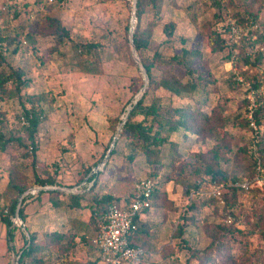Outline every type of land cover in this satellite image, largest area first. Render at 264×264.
I'll list each match as a JSON object with an SVG mask.
<instances>
[{
  "label": "rangeland",
  "instance_id": "1",
  "mask_svg": "<svg viewBox=\"0 0 264 264\" xmlns=\"http://www.w3.org/2000/svg\"><path fill=\"white\" fill-rule=\"evenodd\" d=\"M48 1L0 0V31L6 35L19 34L16 45L0 43L7 59L1 68L5 75L13 69H23L26 79V84L19 89L10 79L6 90L0 92V130L5 139H13L5 146L0 140V217L8 209L4 193L11 175L19 172L31 185L19 197L22 201L24 196L32 195L25 201L26 220L19 225L23 233L18 230L13 243L16 251L25 238H29V231L36 232L44 245V233L57 230L74 234L76 242H71L64 254L57 246L46 245L41 253L45 264H104L99 251L81 240L82 235L94 233L89 223L88 203L95 195L107 194L124 202V198L134 193L139 179L158 171L157 186L167 193L168 199L146 214L150 226L149 245L140 264H225L226 260L233 264V258L239 264H264V186L244 190L235 184L252 175L251 159L245 156L237 163L232 161L231 155H226L223 166L230 175L216 180L203 172L196 176L192 164L193 155L208 150L225 131L241 140L240 144L250 137L249 126L243 125L247 117V90L236 73L245 81L253 82L246 74L264 80V43L257 42L264 22V3L234 0L231 6V1L225 2L226 12L245 28L234 46L235 62L226 43L227 33L222 32L223 50L213 51L208 44L210 29L218 27L220 30L216 17L220 10L214 0H167L159 14L151 6L145 9L141 25L152 29L147 55L160 50L167 59L174 55L183 57V49H187L190 53L184 55V64L197 67L195 55L200 51L203 62L199 63V69L209 80L203 83L200 79L201 85L196 91L186 89L182 95L159 88L150 92L147 102L152 95L165 100L170 97L174 106L197 104L208 114L215 111L221 115L219 125L212 131L214 140L177 130L167 132L169 138L179 144L182 153L178 168L183 172L179 173L178 169L170 170L167 166L152 168L138 146L127 134H122L123 122H119L129 115L131 103L148 84L131 41L137 24V0ZM243 6L257 14L258 20L250 23L251 16L247 15V21L240 22L233 13L237 9L243 11ZM46 15L59 18L69 35L63 39L58 37V41L54 35H48L42 28ZM171 19L177 24L175 34L170 41L161 44L167 37L162 25ZM91 43L98 46L90 47ZM239 46L244 50L240 52ZM241 56H247L253 65L245 64L240 68ZM170 67L186 79L185 67L176 63ZM155 69L154 73L159 74V67ZM195 76L198 77V72ZM262 102L264 94L260 96ZM31 108H35L41 118L34 152L24 128L29 125L25 109ZM260 127L264 131V120ZM115 137L116 145L112 149L116 152L106 158ZM168 172L173 179L167 181ZM35 174L52 176L56 184L32 185ZM92 174L97 176L94 178ZM183 179L205 180L204 189L213 183L232 184L226 188L238 190L233 212L228 214L230 208L228 211L224 208L226 188L219 197L191 198ZM70 194L84 195L81 207H73ZM181 225H184L183 231L179 234L177 227ZM221 226L237 229L225 234L221 249L225 253L216 261L200 258L193 251L212 256L220 251L217 240L222 233ZM213 240H216L214 244ZM10 263L16 264L7 241V227L0 218V264Z\"/></svg>",
  "mask_w": 264,
  "mask_h": 264
},
{
  "label": "trees",
  "instance_id": "2",
  "mask_svg": "<svg viewBox=\"0 0 264 264\" xmlns=\"http://www.w3.org/2000/svg\"><path fill=\"white\" fill-rule=\"evenodd\" d=\"M54 0H49L48 2H52ZM167 0H137L136 1V17L137 24L134 28L133 32V43L135 45L136 51L140 60L145 68L148 75V84L145 88V91L142 97L137 101V103H131V110L129 111V115L127 119L122 124V134H127L130 138V141L133 142L140 151L145 156L146 161L150 166L161 168L163 166H167L168 169H178L179 173L183 172V169L178 168L179 164L182 161V153L180 152L179 144L176 141H173L169 138L167 132L171 131H181L184 134L191 133L195 134L198 138H211L213 139V129L219 125L217 121L221 120V115L218 112H212L211 114L206 113L200 106L197 104L191 105H182V106H174L172 104V100L170 97L168 99H164L163 97H159L157 95H152L150 101L147 102L148 96L150 92H154L159 88H163L169 91L171 94L182 95L186 89L189 91H196L201 85L200 79L205 82H209L208 78L204 77V74L199 69V63L203 62V54L200 51H197L195 58L198 60L196 63L197 67H192L190 65L184 64L183 58L184 55L189 54L190 51L187 49H183L182 56L174 55L171 58L167 59L163 56L162 51L155 50L153 55H147L146 50L148 49L149 43L152 40V29L145 26L142 27L141 22L144 18L145 9L148 6L153 7L156 10V13L159 14L160 7ZM215 4L218 5L220 12L217 13L216 17L218 18L217 24L220 26L219 28L215 27L214 29H210L208 32V44L210 45L213 51H221L223 50V39L224 34L227 33L228 24H227V5L226 0H214ZM231 1V6H234V0ZM254 1V0H253ZM256 2L264 3V0H255ZM243 11L236 10L234 11V15L238 18L240 22L247 21L246 16L250 15L251 19L257 21V14L253 13L250 9L243 6ZM224 12V13H223ZM226 13V16H225ZM230 13V12H229ZM249 18V19H250ZM42 28L48 33V35H54L57 39L58 37L63 39L64 37L69 35L68 28L63 25L59 18L52 17L50 15H46L42 19ZM176 22L174 20H169L162 25V31L167 36L165 41H170L176 31ZM262 31L258 34V43H264V22L262 25ZM223 32V33H222ZM46 34V33H45ZM6 42L8 45H16L19 41V34L15 35H6L2 31H0V43ZM58 41V39H57ZM253 42V44H255ZM90 47H97L98 44L91 43ZM236 46V45H235ZM240 52L244 50L243 46H239ZM230 58L229 55H227ZM201 60V61H200ZM7 62L6 55L1 50L0 45V92H4L7 88V82L11 79L15 82L17 88L19 89L21 85L26 84V79H24V70L23 69H13L8 75L3 73V69L1 68L3 64ZM160 63V64H159ZM180 64L186 68V79L180 77L173 69V64ZM254 62L249 60L247 56H241L238 61V65L241 68L243 65H253ZM166 64V65H165ZM163 65V66H162ZM159 67V74H155V68ZM244 69L241 70L242 74L245 75ZM198 72V77L195 74ZM247 78H251L254 81L255 75L249 77V74H246ZM34 98V97H33ZM32 98V99H33ZM30 99V98H29ZM39 98L36 96L35 100L37 101ZM44 100V99H42ZM34 101V100H33ZM35 105V103H33ZM32 105V106H34ZM264 103H260L259 107L255 113L257 124L260 126L264 120ZM24 115L26 116L29 125L25 126V132L30 139L31 148L33 152L36 150V133L38 131V126L40 124L41 118L35 108H31L29 110L25 109ZM137 116H142L140 119H137ZM119 122H123L120 120ZM1 125V121H0ZM243 125L250 128V137L244 144H240L239 139L229 134L228 132H224L223 136L219 140H214L213 145L206 150L205 152H197L192 157V164L194 166L195 175H200L201 172L209 175L212 180H216L217 178H227L228 170L223 166V163L227 161L226 155H231L232 161H241L243 157H249L251 159L249 149L251 142L253 139L251 138L252 129L250 127L249 121L244 118ZM223 126V123L220 125ZM166 132V133H165ZM121 134V135H122ZM258 148L261 153V156L264 160V131L261 127L258 132ZM0 140L5 146L7 143L11 142L13 139H5L3 133L0 130ZM21 142V141H20ZM116 145V144H115ZM236 148V149H234ZM109 149V148H108ZM107 149V151H108ZM235 150V151H234ZM116 149L113 148L111 150L110 156L114 155ZM248 153V155H247ZM253 164V161L251 159ZM108 163L105 165L107 166ZM91 169L87 171L89 173ZM171 172V171H170ZM168 172L166 174V180L173 179L172 175ZM160 173L150 172V178L153 179L155 186L154 191L151 197V207L140 212L135 217V222L138 226L136 233L131 238V243L136 245H141L145 249H147L148 243V233L150 226L146 221V214L148 211L154 206H161L164 200L167 198V193L165 191L160 190L157 186L156 177L159 176ZM97 174H92V177H96ZM236 176V175H234ZM197 180V179H196ZM183 181L186 184V193L190 192L191 188H199L202 186V183L205 180L201 181ZM32 185H48V184H56L55 179L52 176L49 177H41L35 174L34 180L31 182ZM29 184H27L26 176H22L19 172L13 173L11 175V179L7 184L5 190V199L7 204V212L3 214L0 218L4 222L7 227V241L10 249L14 253V262L16 264H45L43 259V252L46 248V245H55L59 248L61 254L67 253L70 248L71 242H76L74 234H67L60 231H49L44 233V245H42L41 241L38 239V234L36 232L29 231V238H25V241L20 248L19 251H16L14 246V240L16 239L17 231H22V227L15 224L12 220V217L15 215H19L23 221L26 220V211H25V201L26 198L32 196L30 193L27 196L23 197V200L20 201L19 197L28 190ZM57 190H52L54 192ZM40 192H43L41 190ZM73 198V207H81V199L84 198V195H69ZM134 196V193L129 197L124 198V202L122 198L113 197L110 194L98 196L95 195L92 197V201L88 203L90 208V216L89 223L92 225L94 229L93 235H82L81 240L88 242L90 245L92 244L98 251L100 258L103 260L104 255L101 249L97 247L94 243V238L98 235L100 231V224L104 219L105 213L110 204H116L118 206L128 203L131 198ZM238 196V190L235 187H227L224 190V198L226 200V204L224 208L228 211L230 208L231 211H228V214L233 212V208L235 207L236 198ZM215 200V199H214ZM226 213V216H227ZM185 220L187 217H184ZM183 226H178L177 230L179 234H182ZM222 233L217 240L220 251L216 254V256H212L211 254L206 253L204 255H199L198 251H193L200 258H207L212 261H216V258L222 256L225 251H221L224 248V238L226 233H233L237 229L235 227H224L221 226ZM216 240H213L212 244H214ZM42 253V254H41ZM206 256V257H205ZM233 264H239L236 261V258L232 259ZM14 264V263H10ZM66 264V263H63ZM227 263V260L225 261Z\"/></svg>",
  "mask_w": 264,
  "mask_h": 264
},
{
  "label": "built area",
  "instance_id": "3",
  "mask_svg": "<svg viewBox=\"0 0 264 264\" xmlns=\"http://www.w3.org/2000/svg\"><path fill=\"white\" fill-rule=\"evenodd\" d=\"M249 22L252 23L253 20L250 18ZM227 24L228 39L226 43L231 48L232 61L235 62L237 51L234 50V46L238 38L243 35L245 28L229 14L227 15ZM236 77L244 84L247 90L246 116L252 129L251 138L253 141L251 142L249 153L253 161V173L249 178L246 177L241 181H236L235 184L244 190H250L255 186H264V160L257 145V135L260 126L257 124L255 116L260 104V96L264 94V80L258 77L257 81L254 82L245 81L239 73H236ZM231 185L213 183L208 189H204L203 186L191 188L189 194L191 198L203 195L219 197L223 189ZM154 186L155 183L150 177L139 179L135 184L134 196L128 203L120 206L116 204L108 206L104 219L100 224V231L94 238V243L103 252L104 264H140L142 262L147 250L141 245L132 244L131 238L138 228L135 217L140 212L151 207ZM12 220L18 225L24 222L18 215L13 216Z\"/></svg>",
  "mask_w": 264,
  "mask_h": 264
},
{
  "label": "water",
  "instance_id": "4",
  "mask_svg": "<svg viewBox=\"0 0 264 264\" xmlns=\"http://www.w3.org/2000/svg\"><path fill=\"white\" fill-rule=\"evenodd\" d=\"M131 31H132V30H131ZM131 41H132V48H133V51H134V54H135L136 61H137V63L139 64V66L145 71V80H146L147 83H148V75H147V72H146L145 68L143 67L142 62H141V60H140V58H139V56H138V54H137V51H136L135 45H134V43H133V37H132ZM144 91H145V87H143V89L141 90V92L136 96L134 103H137V101L142 97ZM128 114H129V113H128ZM127 116H128V115H127ZM127 116H126L125 120L127 119ZM125 120H123V123L125 122ZM115 141H116V137H115V139H114L113 144H112L111 147L108 149V152H107L106 158L109 157V155H110V153H111V150H112V147L115 145ZM18 216H19V215H18Z\"/></svg>",
  "mask_w": 264,
  "mask_h": 264
},
{
  "label": "crops",
  "instance_id": "5",
  "mask_svg": "<svg viewBox=\"0 0 264 264\" xmlns=\"http://www.w3.org/2000/svg\"><path fill=\"white\" fill-rule=\"evenodd\" d=\"M102 262H103V260H102ZM104 263V262H103Z\"/></svg>",
  "mask_w": 264,
  "mask_h": 264
}]
</instances>
